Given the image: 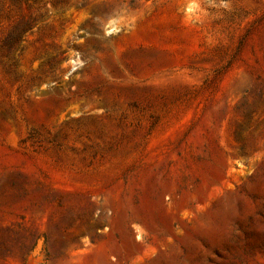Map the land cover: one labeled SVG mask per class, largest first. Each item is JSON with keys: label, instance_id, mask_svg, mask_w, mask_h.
I'll return each instance as SVG.
<instances>
[{"label": "rangeland", "instance_id": "rangeland-1", "mask_svg": "<svg viewBox=\"0 0 264 264\" xmlns=\"http://www.w3.org/2000/svg\"><path fill=\"white\" fill-rule=\"evenodd\" d=\"M0 264H264V0H0Z\"/></svg>", "mask_w": 264, "mask_h": 264}, {"label": "water", "instance_id": "water-1", "mask_svg": "<svg viewBox=\"0 0 264 264\" xmlns=\"http://www.w3.org/2000/svg\"><path fill=\"white\" fill-rule=\"evenodd\" d=\"M69 60H72V58H69ZM67 65H68V71H69L72 67V62L68 61Z\"/></svg>", "mask_w": 264, "mask_h": 264}, {"label": "trees", "instance_id": "trees-1", "mask_svg": "<svg viewBox=\"0 0 264 264\" xmlns=\"http://www.w3.org/2000/svg\"><path fill=\"white\" fill-rule=\"evenodd\" d=\"M8 47H12L13 45H7Z\"/></svg>", "mask_w": 264, "mask_h": 264}]
</instances>
